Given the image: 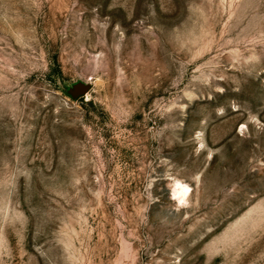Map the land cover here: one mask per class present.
I'll return each instance as SVG.
<instances>
[{
	"label": "rangeland",
	"instance_id": "374dc122",
	"mask_svg": "<svg viewBox=\"0 0 264 264\" xmlns=\"http://www.w3.org/2000/svg\"><path fill=\"white\" fill-rule=\"evenodd\" d=\"M0 264H264V0H0Z\"/></svg>",
	"mask_w": 264,
	"mask_h": 264
},
{
	"label": "bare ground",
	"instance_id": "6f19581e",
	"mask_svg": "<svg viewBox=\"0 0 264 264\" xmlns=\"http://www.w3.org/2000/svg\"><path fill=\"white\" fill-rule=\"evenodd\" d=\"M185 188L188 189V191L185 193ZM189 192H190V188L187 186V185H184V184H181L179 182H177L175 184V193H174V196H179L181 200H184L188 195H189Z\"/></svg>",
	"mask_w": 264,
	"mask_h": 264
},
{
	"label": "clouds",
	"instance_id": "9594fccd",
	"mask_svg": "<svg viewBox=\"0 0 264 264\" xmlns=\"http://www.w3.org/2000/svg\"><path fill=\"white\" fill-rule=\"evenodd\" d=\"M184 191H185V193H186V192L188 191V189H187V188H185V190H184ZM179 203H180V205H182V206H186V205H185V201H184V200H181Z\"/></svg>",
	"mask_w": 264,
	"mask_h": 264
}]
</instances>
